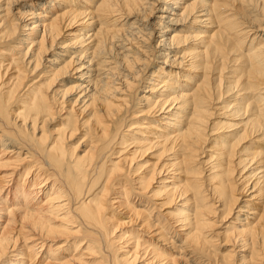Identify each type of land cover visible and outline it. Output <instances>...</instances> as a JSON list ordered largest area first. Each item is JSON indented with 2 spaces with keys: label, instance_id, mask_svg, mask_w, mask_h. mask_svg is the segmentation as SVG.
<instances>
[{
  "label": "bare ground",
  "instance_id": "6f19581e",
  "mask_svg": "<svg viewBox=\"0 0 264 264\" xmlns=\"http://www.w3.org/2000/svg\"><path fill=\"white\" fill-rule=\"evenodd\" d=\"M43 1L0 0V264H264V0Z\"/></svg>",
  "mask_w": 264,
  "mask_h": 264
},
{
  "label": "rangeland",
  "instance_id": "374dc122",
  "mask_svg": "<svg viewBox=\"0 0 264 264\" xmlns=\"http://www.w3.org/2000/svg\"><path fill=\"white\" fill-rule=\"evenodd\" d=\"M48 1H52V0H44L43 2H40L39 3V8H41V9H38V10H42V11H44V12H47L48 13V8L50 7V5H48L46 2H48ZM57 1H62V0H57ZM81 1L82 0H76V1H74L73 2V4H76L77 2H79V3H81ZM90 1H92V0H88V2H90ZM56 2H52V4H51V8L53 9H55V6H56V4H55ZM157 13H158V11H157ZM151 23V22H150ZM165 25H167L166 23H165ZM66 35V34H65ZM21 38H22V36H21ZM158 42L159 41H157L156 43H155V45H158ZM191 46H193V44L191 43ZM5 49H7V48H5ZM187 49H189V47H186V50L185 51H187ZM142 92V91H141ZM216 114L213 116V118L212 119H210V121H209V127H211V126H213L214 124H216L217 122H223V123H225V124H228V123H231V122H229L230 120L229 119H225V118H227L226 117V115H223L221 112H215ZM56 122H58V120L56 121ZM55 124H57V123H55ZM55 124H53L52 125V127L51 128H53L54 126H55ZM233 130V129H232ZM236 131H238V130H236ZM227 131H222V130H219V131H217V132H215L214 133V135H212V137L210 138V141L209 142H207V146H212V142L214 141V140H219L221 137H223L225 134H227V133H230V132H227ZM83 134H82V132H79V135L71 142V145L70 146H72L73 148H77V150H83L84 149V146L86 145V143L83 145V144H80L81 143V140L80 141H78L79 140V138L82 136ZM255 139H257V137L255 138ZM249 142H250V144H249ZM249 142L247 143V146H248V149L250 150H253V151H260V149H261V144H253V140H249ZM79 145V146H78ZM206 146V147H207ZM208 149V148H207ZM207 155V153L206 154H204L203 155V157H202V159L203 160H206L205 159V156ZM150 156V155H149ZM150 157H147L146 158V161L147 160H150V161H152L151 159H149ZM143 162H145V161H143ZM207 174H209V173H207ZM238 197H240V196H238ZM245 199H246V197H245ZM240 207H242V204H240V205H238V207H237V209L234 211V212H237L238 210H239V208ZM250 209H252V210H254L257 214H258V212L260 213V206L258 205V202H256L255 203V206H251L250 207ZM168 210H170V209H166V212L168 211ZM165 212V213H166ZM245 215H247V213H244L242 216H240L239 215V217H240V219H244V216ZM234 219H235V215L231 218V220H230V226H236V224L237 223H234L233 221H234ZM231 223L233 224V225H231ZM223 231L224 229H219L218 231ZM177 242H178V240H177ZM219 248H220V250L222 249V245L221 246H219ZM238 251V250H237ZM239 252V251H238ZM239 254H240V252H239ZM237 259H239V258H237Z\"/></svg>",
  "mask_w": 264,
  "mask_h": 264
}]
</instances>
